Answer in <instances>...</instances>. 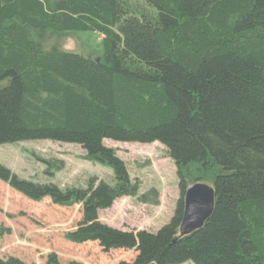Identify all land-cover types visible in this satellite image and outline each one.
I'll list each match as a JSON object with an SVG mask.
<instances>
[{"label": "trees", "instance_id": "1", "mask_svg": "<svg viewBox=\"0 0 264 264\" xmlns=\"http://www.w3.org/2000/svg\"><path fill=\"white\" fill-rule=\"evenodd\" d=\"M139 1L0 0V144L78 145L113 175L59 187L0 164V180L34 201L79 204L65 238L135 251L118 264H264V0ZM74 31L99 33L101 54L61 49L59 37ZM104 140L158 142L173 161L179 195L156 232L99 220L121 197L159 203L154 188L138 193ZM49 168L52 177L60 166ZM195 183L212 187V213L181 236L184 194ZM46 263L62 264L54 253Z\"/></svg>", "mask_w": 264, "mask_h": 264}, {"label": "rangeland", "instance_id": "2", "mask_svg": "<svg viewBox=\"0 0 264 264\" xmlns=\"http://www.w3.org/2000/svg\"><path fill=\"white\" fill-rule=\"evenodd\" d=\"M141 5L139 0H131ZM51 38L48 44H52ZM58 46L82 56L97 57L102 52L101 35L92 31H74L59 37ZM0 85H3L0 83ZM115 149L139 185V194L151 188L157 191L159 203H141L135 197L118 198L112 206L99 212V220L117 229L156 232L173 216L179 195L175 165L158 142L151 144L104 140ZM0 164L20 179L59 187H85L90 176L112 182V170L87 160L78 146L51 140H25L0 144ZM60 166L52 177L45 174L49 166ZM50 169V168H49ZM81 217L79 204L61 206L49 197L39 201L26 198L0 180V257H14L24 264H47L54 253L65 264H118L134 259V250L103 251L97 242L73 243L65 238ZM183 264H190L189 262Z\"/></svg>", "mask_w": 264, "mask_h": 264}, {"label": "water", "instance_id": "3", "mask_svg": "<svg viewBox=\"0 0 264 264\" xmlns=\"http://www.w3.org/2000/svg\"><path fill=\"white\" fill-rule=\"evenodd\" d=\"M214 205L212 187L204 183H195L184 194V211L179 225V235H187L200 228L210 217Z\"/></svg>", "mask_w": 264, "mask_h": 264}]
</instances>
